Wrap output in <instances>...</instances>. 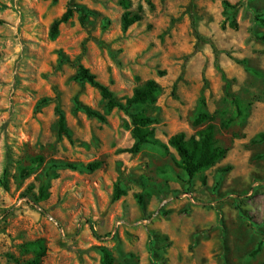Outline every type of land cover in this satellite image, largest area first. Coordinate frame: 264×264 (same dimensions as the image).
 I'll return each mask as SVG.
<instances>
[{"label": "rangeland", "instance_id": "1", "mask_svg": "<svg viewBox=\"0 0 264 264\" xmlns=\"http://www.w3.org/2000/svg\"><path fill=\"white\" fill-rule=\"evenodd\" d=\"M229 1L241 3L237 30L221 27L222 0H130L141 20L127 29L120 0H0V264H27L35 252L26 246L39 239L41 264H101L103 247L117 264L264 261V0ZM69 7H82L84 22L74 11L51 38ZM216 51L243 117L226 97ZM80 66L123 102L156 80L157 101L139 109L166 144L196 133L204 95L227 156L189 184L174 148L131 152L129 116L77 79ZM58 109L70 136L59 135ZM118 182L126 194L112 200ZM43 185L47 197L34 201Z\"/></svg>", "mask_w": 264, "mask_h": 264}, {"label": "trees", "instance_id": "2", "mask_svg": "<svg viewBox=\"0 0 264 264\" xmlns=\"http://www.w3.org/2000/svg\"><path fill=\"white\" fill-rule=\"evenodd\" d=\"M120 4L125 9V12L122 16V23L125 29L141 20L140 13H134L129 10L131 6L130 0H120ZM222 4L224 7L223 14L225 18L221 22V27L223 29H239L237 14L239 12L241 3H232L229 0H222ZM74 11H80V21L84 22L86 18L85 10L82 7H69L51 25V38H56L58 36L60 25L66 23L73 16ZM257 19L262 24H264V18L257 16ZM4 23L5 21L0 19V26ZM192 27L197 37L200 39L202 36L194 20L192 22ZM258 38L264 41V35H259ZM220 54V51L215 52V67L221 73L222 78L225 81L226 97L232 99V102L236 108L237 116L243 117L244 110L242 102L240 98L236 96L231 90V81L220 65ZM76 77L82 82H88L93 87L97 88L103 98L106 100L108 109L117 107L122 109L129 116L132 126V136L134 138V144L129 149L131 152L138 153L147 144L158 146L165 151H169V147L174 148L179 156V160L176 162V164L186 174L187 182L189 184H193V179L198 174H201L215 166L220 160L227 156L229 150L219 141L217 136L218 127L214 122V116L207 110V104L204 95H202L199 99L198 110L192 120L193 126L199 128L196 133L191 136H188L185 132L176 133L169 138L168 144H166L158 140L155 136V127L153 125L156 123V119L148 114L146 108L139 109L140 106L153 104L157 101L158 95L161 91V86L156 80L150 79L143 85L136 87L132 96L123 102L116 97V95L109 89L108 86L101 83L97 79V76L90 72L88 68L80 66ZM135 108L137 109L134 110ZM85 110L89 116H95L99 119H103V116L94 110L88 107H86ZM57 112L59 115V135L70 136L64 112L59 109ZM259 138H264V134H260ZM35 160H37L39 163L43 161L42 157H38ZM100 164V162L90 163L87 168L90 170H95L100 167ZM32 169L33 167L24 169V174H28ZM226 170L227 169H222L220 170V173ZM201 182L203 184H207L206 175L201 177ZM215 185L218 187L220 185V180H217ZM31 194L34 201L45 199L47 197L46 186L43 185L40 187V192L38 195L33 192ZM124 194H126V191L118 182L115 185L112 200H117ZM262 245L263 242L260 241L257 247L253 250L252 255L259 253ZM26 247L32 248L35 252V256L29 260L27 264H41L47 251L44 240L39 239L37 241L30 242ZM101 264H117L112 252L106 247L101 248ZM261 264H264V261Z\"/></svg>", "mask_w": 264, "mask_h": 264}]
</instances>
